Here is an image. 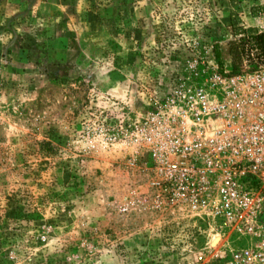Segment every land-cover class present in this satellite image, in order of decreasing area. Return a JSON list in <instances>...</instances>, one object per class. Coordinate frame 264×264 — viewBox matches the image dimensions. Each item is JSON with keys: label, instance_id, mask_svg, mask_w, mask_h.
<instances>
[{"label": "rangeland", "instance_id": "1", "mask_svg": "<svg viewBox=\"0 0 264 264\" xmlns=\"http://www.w3.org/2000/svg\"><path fill=\"white\" fill-rule=\"evenodd\" d=\"M262 15L264 0H0V264H205L119 124L167 61L220 65Z\"/></svg>", "mask_w": 264, "mask_h": 264}, {"label": "built area", "instance_id": "2", "mask_svg": "<svg viewBox=\"0 0 264 264\" xmlns=\"http://www.w3.org/2000/svg\"><path fill=\"white\" fill-rule=\"evenodd\" d=\"M167 62L174 73L159 76L146 111L119 124L149 153L154 206L194 221L201 262L264 264V63L245 55L231 72L229 58Z\"/></svg>", "mask_w": 264, "mask_h": 264}, {"label": "trees", "instance_id": "3", "mask_svg": "<svg viewBox=\"0 0 264 264\" xmlns=\"http://www.w3.org/2000/svg\"><path fill=\"white\" fill-rule=\"evenodd\" d=\"M239 33H241V31L235 32V35ZM225 45V55H227V58L231 61V72H239L243 67V57L245 55L248 57L250 56L246 49L247 45L250 49L256 48V57L260 59L259 61L261 63H264V33H252L249 35V38L230 39Z\"/></svg>", "mask_w": 264, "mask_h": 264}]
</instances>
